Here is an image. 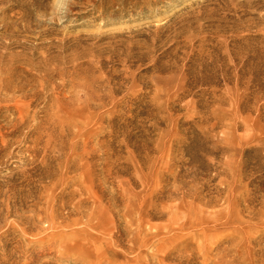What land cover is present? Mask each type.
Segmentation results:
<instances>
[{"label": "rangeland", "instance_id": "rangeland-1", "mask_svg": "<svg viewBox=\"0 0 264 264\" xmlns=\"http://www.w3.org/2000/svg\"><path fill=\"white\" fill-rule=\"evenodd\" d=\"M87 1L0 11V264H264V0Z\"/></svg>", "mask_w": 264, "mask_h": 264}, {"label": "bare ground", "instance_id": "bare-ground-1", "mask_svg": "<svg viewBox=\"0 0 264 264\" xmlns=\"http://www.w3.org/2000/svg\"><path fill=\"white\" fill-rule=\"evenodd\" d=\"M3 1L4 0H0V5H2V3L4 4ZM126 1H129L130 4H133L132 7L136 6V5H140L142 12L144 10V7H143L144 5H154L157 3V0H88L87 5L94 8V9L99 8L98 11H99V15L101 16V13H102L101 8H103V6L105 4H108L109 7L112 8L111 15H115L122 10L120 7L123 6V3ZM237 2H239V1L238 0H231V1H229L228 5H230V7H232L236 11L237 10L236 9ZM29 7L30 8L31 7L36 8V10H40V11L42 10L43 13H45L47 16L50 17L49 21H52L55 18H57L58 20L61 18L62 19L65 18L67 16V14L74 8V4L71 3L70 10L67 12V14H65L62 11L63 6L60 3V0H23V3H19V1L14 0V3L9 5L6 9L1 10V8H0V11H2V13H1V14H3L2 16L5 17V13H7L8 11H12L14 9H17V11L14 12L13 14L20 17L21 21H26L30 15ZM145 13L148 14V10H146ZM12 24H15V23H12ZM5 27H4L5 32L10 31L11 32L10 36L13 37V34H14L13 30H8L7 29V27H9L8 25H6ZM6 47H7V45H6ZM1 63H2V61L0 60V65H1ZM228 65L229 64H227V66ZM3 75H4L3 73L1 74V67H0V92H7L9 89L8 88L9 86L7 83H4ZM56 96H57V99L59 100L57 106L61 107V105H59L61 103L60 102L61 100L58 98L59 93H57ZM60 107L58 109H60ZM86 110H89V106L88 107L83 106V108L79 109L78 111H75L73 113V115L77 117V116H79L78 113L83 114V113H85ZM59 111L65 113V114L68 113L67 110H63V109L62 110L60 109ZM86 121H88V119H86ZM7 206H8V204H7ZM45 219H48V220L51 219L52 220V227L53 228L56 227V224L53 223V217H51V215H47ZM97 244H98V246H103V243H97ZM97 248H99V247H97ZM23 264H28V263L25 261Z\"/></svg>", "mask_w": 264, "mask_h": 264}, {"label": "clouds", "instance_id": "clouds-1", "mask_svg": "<svg viewBox=\"0 0 264 264\" xmlns=\"http://www.w3.org/2000/svg\"><path fill=\"white\" fill-rule=\"evenodd\" d=\"M60 3L62 4V11L65 13V14H67V12L70 10V5H71V3H72V0H60ZM58 23H60V24H63V19L61 18V19H59L58 21H57Z\"/></svg>", "mask_w": 264, "mask_h": 264}]
</instances>
